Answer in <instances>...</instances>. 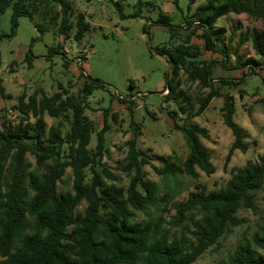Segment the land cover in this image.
I'll use <instances>...</instances> for the list:
<instances>
[{"label": "trees", "instance_id": "1", "mask_svg": "<svg viewBox=\"0 0 264 264\" xmlns=\"http://www.w3.org/2000/svg\"><path fill=\"white\" fill-rule=\"evenodd\" d=\"M195 1L189 0L188 10ZM8 8L12 33L21 15L34 20L39 33L47 24L58 36H72L77 41L90 26L83 14L74 15L69 0H0V14ZM231 13L264 20V0H204L190 18L185 17V35H179L182 27L173 25L166 13L161 12L151 23L166 27L170 42L180 39L175 45L164 44L156 50L171 69L165 74L164 98H173L174 94L175 99L189 100L180 89V71L187 82L208 89L190 115L198 116L214 97L223 96L222 118L233 136L226 161L234 150L245 152L248 147L233 119L234 97L224 94L222 88L247 74H259L257 68L262 70L263 65L254 58L244 62L238 59L237 67L243 70L246 66L249 73L243 71L238 78L214 77L218 64H225L228 56L219 45L214 27L220 17ZM194 23L202 28V47L191 42ZM151 24L143 26L144 33ZM249 37L255 54L264 57V31L253 29ZM59 50L60 45L51 47L49 55ZM204 51L222 53L223 58L205 59ZM25 59L31 65L29 54ZM63 64L68 67L67 61ZM80 77L83 81L76 93L61 83L49 94L40 88L31 94L22 91L13 105L20 114L18 122L0 127V264H193L233 227L243 223L237 215L239 210L253 208L255 192H264V156L234 169L222 188L208 192L198 185L187 198L173 203L175 214L168 221L161 213L153 220H134V211L151 208L163 212L171 197L167 192L159 194L158 184L146 178L144 165L158 161L160 165L152 168L163 178L184 173L195 179L197 168L206 174L215 171L210 152L200 139L207 138V130L197 123L178 124L177 112H167L188 149L185 159L177 164L170 156L148 155L137 147L142 125L131 116L133 135L125 142L122 166L129 182L125 188L118 187L115 174L103 161L109 152L105 139L108 110L103 113L100 128L85 114L88 96L102 84L82 69ZM0 96L5 97L1 79ZM118 100L128 103L131 109V101ZM182 102H178V109L186 113ZM45 114L58 119L57 123L47 127ZM66 168L71 170V192L59 193L57 184ZM81 203L85 205L79 210ZM252 242L237 244L226 261L213 264H264V257L253 247L264 249V226L254 233Z\"/></svg>", "mask_w": 264, "mask_h": 264}, {"label": "rangeland", "instance_id": "2", "mask_svg": "<svg viewBox=\"0 0 264 264\" xmlns=\"http://www.w3.org/2000/svg\"><path fill=\"white\" fill-rule=\"evenodd\" d=\"M74 15L81 13L90 26L84 37L77 41L71 36L65 39L58 36L45 24V30L39 33L34 27V20L21 15L17 18L13 30L11 9L0 14V79L4 87L5 97L0 96V127L11 126L18 122L19 113L13 109L17 96L25 91L33 93L42 89L46 93L57 90V84L69 87L76 93L82 85L81 69L91 78L97 79L102 87L93 90L88 96L89 108L85 110L87 117L97 128L103 125V113L107 112L109 129L105 133L108 155L104 157L109 169L115 174V185L125 188L129 176L122 170L126 157L125 142L133 135L130 127L131 116L140 122L141 135L137 137V147L148 155L170 156L171 160L181 164L188 153L182 133L175 129L173 120L167 112L176 111L178 124L197 123L207 130V138L201 137L202 144L209 150L211 162L215 167L212 174H206L198 168L197 178L184 173L176 177L159 176L152 165L160 163L153 160L144 165L147 179L155 181L159 194L167 192L170 200L163 212H153L151 208L144 212L134 211L133 219L137 221L153 220L159 213L165 221L175 214L173 203L187 198L188 193L196 191L203 185L206 191L222 188L230 178L234 169L246 163L255 162L264 156V57L255 54L249 34L253 29L264 31V20L255 19L245 13L226 14L220 17L214 27L219 36V45L228 56L225 64H218L214 77L238 78L241 73H249L246 66L241 70L237 61L244 62L249 58L258 59L263 64L259 74H247L244 78L229 87H223L224 94L234 97V121L241 128L245 152L234 150L226 161V154L233 142L230 129L224 124L221 106L223 96L214 97L208 107L198 116L190 115L198 107V98L204 96L208 89H202L196 83L186 81L185 74L180 71V89L185 91L189 100L173 98L165 99V74L171 72L167 59L156 52L157 48L167 44L170 46L180 42L175 38L170 42L166 27L155 23L156 17L166 13L173 25L182 27L179 35L188 33L185 17L190 18L197 5L204 0H196L189 5V0H69ZM56 7V11H58ZM38 20V18L36 19ZM151 24L148 32H143L145 24ZM195 33L191 42L202 47V28L193 24ZM60 45V53L49 55V49ZM64 52V53H61ZM30 55L31 65L25 59ZM83 55L84 58H79ZM205 59L222 60V53L204 51ZM81 60V64L80 63ZM68 62V67L64 62ZM238 80V79H237ZM68 85V86H67ZM176 94V93H175ZM131 101L120 102L118 98ZM183 101L186 113L178 109V102ZM47 127L56 124L58 119L44 115ZM34 163L33 158L27 157ZM109 183V181H107ZM59 193L71 192V170L66 172L57 184ZM81 203L78 207H84ZM237 215L243 223L232 228L219 240L215 247L207 249L193 264H213L226 261L237 244L252 242L255 232L264 226V192L257 190L254 196V207L242 208ZM190 236L189 232H186ZM258 254L264 257V249L253 244Z\"/></svg>", "mask_w": 264, "mask_h": 264}, {"label": "built area", "instance_id": "3", "mask_svg": "<svg viewBox=\"0 0 264 264\" xmlns=\"http://www.w3.org/2000/svg\"><path fill=\"white\" fill-rule=\"evenodd\" d=\"M79 64H81V60H80V63ZM122 98V97H121Z\"/></svg>", "mask_w": 264, "mask_h": 264}]
</instances>
